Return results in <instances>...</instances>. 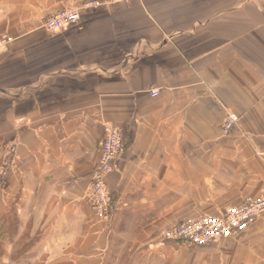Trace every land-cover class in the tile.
Instances as JSON below:
<instances>
[{
	"label": "crops",
	"instance_id": "crops-1",
	"mask_svg": "<svg viewBox=\"0 0 264 264\" xmlns=\"http://www.w3.org/2000/svg\"><path fill=\"white\" fill-rule=\"evenodd\" d=\"M96 1L50 33L61 9ZM0 264H264V213L186 250L162 233L264 187V0H0ZM150 92H156L152 96ZM238 118L222 133L228 114ZM125 148L111 223L85 202L104 128ZM21 244H26L20 248ZM144 264V262L142 263Z\"/></svg>",
	"mask_w": 264,
	"mask_h": 264
},
{
	"label": "built area",
	"instance_id": "built-area-1",
	"mask_svg": "<svg viewBox=\"0 0 264 264\" xmlns=\"http://www.w3.org/2000/svg\"><path fill=\"white\" fill-rule=\"evenodd\" d=\"M129 1V0H118ZM96 1H88L80 6L61 9L47 18L43 28L50 33L74 26L80 20L82 10L99 7ZM13 40H0V49H4ZM157 96L156 92H150ZM238 118L228 114L221 128L228 135L234 128ZM101 144L100 157L88 177L85 200L96 219L100 223H108L114 212L113 193L109 189L106 178L114 171V163L118 161L125 148L124 133L117 128L105 127ZM14 146L4 149L0 163V182H4L14 163ZM264 213V187L257 198L246 197L235 206L228 207L218 216H198L195 219L181 222L162 233V239L168 243L180 245L186 250H198L215 244L235 240L252 227Z\"/></svg>",
	"mask_w": 264,
	"mask_h": 264
},
{
	"label": "rangeland",
	"instance_id": "rangeland-1",
	"mask_svg": "<svg viewBox=\"0 0 264 264\" xmlns=\"http://www.w3.org/2000/svg\"><path fill=\"white\" fill-rule=\"evenodd\" d=\"M85 202H86V200H85ZM86 204H87V206H88V208H89V205H88L87 202H86ZM89 209H90V208H89ZM90 213H91V216L94 218V216H93L91 210H90ZM112 218H113V217H112ZM94 219H95V218H94ZM95 220H96V219H95ZM111 220H112V219H111ZM111 220L107 223V225L111 223ZM25 246H26V244H21L20 248H24ZM136 262H140L139 264H142V263L144 262V264H146V263H145V262H146V259L143 258L142 260H138V261H136ZM107 264H132V259H117V258H115L114 254L111 253V254H110V257H109L108 260H107Z\"/></svg>",
	"mask_w": 264,
	"mask_h": 264
}]
</instances>
